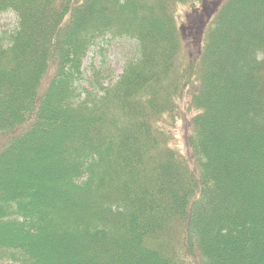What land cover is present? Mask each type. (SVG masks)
I'll use <instances>...</instances> for the list:
<instances>
[{"label":"trees","instance_id":"trees-1","mask_svg":"<svg viewBox=\"0 0 264 264\" xmlns=\"http://www.w3.org/2000/svg\"><path fill=\"white\" fill-rule=\"evenodd\" d=\"M200 3L0 0L17 18L0 33V264H264V0ZM109 38L136 56L89 89ZM185 96L192 164L174 146Z\"/></svg>","mask_w":264,"mask_h":264},{"label":"rangeland","instance_id":"rangeland-1","mask_svg":"<svg viewBox=\"0 0 264 264\" xmlns=\"http://www.w3.org/2000/svg\"><path fill=\"white\" fill-rule=\"evenodd\" d=\"M221 0H203V4H199V8H202L207 14H212L214 10H216L219 6ZM194 8L192 5L180 6L177 12L178 26L180 30L185 33V37L191 36L189 34L190 24L186 27L185 23H189L187 19H189L193 14ZM207 14L205 15L207 17ZM191 19V18H190ZM199 18H197L198 20ZM17 25V18L14 13L7 12L0 14V33L4 30H9L15 28ZM111 40L110 38L108 39ZM110 46L108 47V52L105 57H103L99 51L100 47L103 43L97 45L92 52L89 53L88 57L84 62V70L86 81L85 85L89 89H92V85L94 83V74L92 68L95 67L102 72V79H100L103 84L109 85L111 83H115L118 81L122 73L124 72V68L126 66L127 61L133 59L136 56V46L133 45L132 42H128V40H112ZM199 50L197 48L186 49L184 52L183 61L189 60L191 56L196 55ZM192 59V58H191ZM190 97L185 96L183 100L180 102V111L177 120V125L174 128V133L176 135L175 138V147L178 148L181 153L187 158V160L192 164L191 151L188 145V138L191 134V120L195 115V111H192L189 106L186 104L189 101ZM14 185V184H13ZM17 186V185H16ZM15 186V187H16ZM8 217L3 218L2 220H7Z\"/></svg>","mask_w":264,"mask_h":264}]
</instances>
